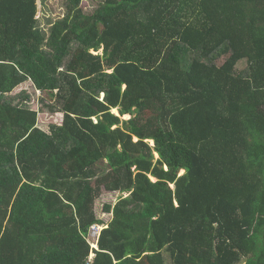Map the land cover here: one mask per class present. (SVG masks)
Listing matches in <instances>:
<instances>
[{
    "label": "trees",
    "instance_id": "obj_1",
    "mask_svg": "<svg viewBox=\"0 0 264 264\" xmlns=\"http://www.w3.org/2000/svg\"><path fill=\"white\" fill-rule=\"evenodd\" d=\"M81 2L0 0V264H264V0Z\"/></svg>",
    "mask_w": 264,
    "mask_h": 264
},
{
    "label": "rangeland",
    "instance_id": "obj_2",
    "mask_svg": "<svg viewBox=\"0 0 264 264\" xmlns=\"http://www.w3.org/2000/svg\"><path fill=\"white\" fill-rule=\"evenodd\" d=\"M67 1L68 0H40L41 16L38 21V27L42 29L45 33H47L52 25V22H54L56 19L60 17H63V15L65 14ZM98 2H100V0H82L81 6L86 11H92L94 7L98 4ZM102 52L103 49L100 50V53ZM243 65L244 63H240L239 67L241 68ZM40 112L43 113L39 114L38 116L39 123L52 124L56 122L54 115L46 114L47 112L41 110ZM121 195L122 193L120 192L104 191L102 196L99 199H97L94 206L97 216L104 219L106 222H109L112 218V214L108 213L105 207L107 204H115ZM93 239H95L94 233L93 231H90L88 235V240L92 242L94 241ZM164 257H165V264H172V259L170 257L169 252L165 251ZM91 258H93V256H90V259ZM244 263L245 261H243L240 264H244Z\"/></svg>",
    "mask_w": 264,
    "mask_h": 264
},
{
    "label": "clouds",
    "instance_id": "obj_3",
    "mask_svg": "<svg viewBox=\"0 0 264 264\" xmlns=\"http://www.w3.org/2000/svg\"><path fill=\"white\" fill-rule=\"evenodd\" d=\"M112 71V69H109L108 71L109 72H111ZM38 94H40V91H38ZM118 114H119V112H118ZM153 143V142H152ZM158 157V156H157ZM128 194L127 193H125V196H127ZM118 201V200H117ZM113 205H115V204H113ZM112 214V213H111ZM108 223V222H107ZM95 226H97V227H99V229H98V233H96V234H94V237H95V239H93L94 241H89L90 242V244H91V247L92 248H94V249H98V245H97V242H98V238H99V235H100V232L102 231V229L106 226V225H103V224H94L92 227H91V229H90V231H93L94 230V227ZM93 255H90V256H93L94 257V253H92ZM92 259V258H91Z\"/></svg>",
    "mask_w": 264,
    "mask_h": 264
},
{
    "label": "built area",
    "instance_id": "obj_4",
    "mask_svg": "<svg viewBox=\"0 0 264 264\" xmlns=\"http://www.w3.org/2000/svg\"><path fill=\"white\" fill-rule=\"evenodd\" d=\"M96 227H97V226H95V227H94V230H93V233H94V234L98 233V229H99V227H97L98 229H97Z\"/></svg>",
    "mask_w": 264,
    "mask_h": 264
},
{
    "label": "crops",
    "instance_id": "obj_5",
    "mask_svg": "<svg viewBox=\"0 0 264 264\" xmlns=\"http://www.w3.org/2000/svg\"><path fill=\"white\" fill-rule=\"evenodd\" d=\"M43 112H38V116H39V114H42ZM45 113V112H44ZM46 114H49L48 112L46 113ZM50 115H52V114H50ZM39 120V119H38Z\"/></svg>",
    "mask_w": 264,
    "mask_h": 264
},
{
    "label": "bare ground",
    "instance_id": "obj_6",
    "mask_svg": "<svg viewBox=\"0 0 264 264\" xmlns=\"http://www.w3.org/2000/svg\"><path fill=\"white\" fill-rule=\"evenodd\" d=\"M113 111L116 113V114H118V110L115 108V109H113Z\"/></svg>",
    "mask_w": 264,
    "mask_h": 264
}]
</instances>
